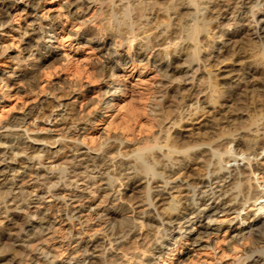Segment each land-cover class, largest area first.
<instances>
[{"label": "clouds", "instance_id": "clouds-1", "mask_svg": "<svg viewBox=\"0 0 264 264\" xmlns=\"http://www.w3.org/2000/svg\"><path fill=\"white\" fill-rule=\"evenodd\" d=\"M0 264H264V0H0Z\"/></svg>", "mask_w": 264, "mask_h": 264}]
</instances>
